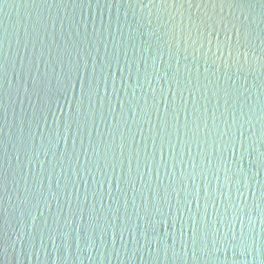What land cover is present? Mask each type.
Here are the masks:
<instances>
[{
  "label": "water",
  "instance_id": "water-1",
  "mask_svg": "<svg viewBox=\"0 0 264 264\" xmlns=\"http://www.w3.org/2000/svg\"><path fill=\"white\" fill-rule=\"evenodd\" d=\"M0 264H264V0H0Z\"/></svg>",
  "mask_w": 264,
  "mask_h": 264
},
{
  "label": "snow or ice",
  "instance_id": "snow-or-ice-1",
  "mask_svg": "<svg viewBox=\"0 0 264 264\" xmlns=\"http://www.w3.org/2000/svg\"><path fill=\"white\" fill-rule=\"evenodd\" d=\"M245 59H247L246 57V54H245ZM70 87H74V85L72 84L71 82V78H67L63 84V89H64V94L66 95L67 94V90L68 88ZM85 95H89L91 96L92 94V89L90 88L89 91L87 93H84ZM226 180L228 181L229 184H232L233 183V179L231 176H226ZM239 182V181H237ZM239 191V189H237ZM183 227V226H182ZM191 228H192V243L194 245H197L198 242H199V234H198V230L196 228V225H195V222H193V224L191 225ZM69 238H70V234H69ZM236 236L233 234L232 236V241H236ZM234 247L236 246H239V247H242V248H246L248 245H247V240L245 239L244 237V234L242 233L241 234V237H240V240H239V244H234L233 245Z\"/></svg>",
  "mask_w": 264,
  "mask_h": 264
}]
</instances>
